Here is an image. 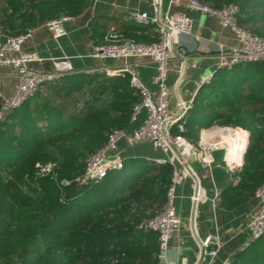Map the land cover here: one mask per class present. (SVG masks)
<instances>
[{
    "label": "trees",
    "instance_id": "trees-1",
    "mask_svg": "<svg viewBox=\"0 0 264 264\" xmlns=\"http://www.w3.org/2000/svg\"><path fill=\"white\" fill-rule=\"evenodd\" d=\"M198 1L215 9L235 5V21L264 37V0ZM89 6V0H0V27L19 36ZM110 29L100 31L96 46ZM116 29L143 44L159 36L154 25ZM130 79L128 73L68 72L0 117V264L159 263L158 234L139 226L167 202L173 166L127 158L97 181L79 180L89 156L133 122L142 98ZM184 124V132L177 126L172 132L196 143L217 126L248 132L237 183L223 192L221 205L233 210L255 197L264 183V61L218 70L199 88ZM48 164L52 170L40 173L38 165ZM231 264H264V234Z\"/></svg>",
    "mask_w": 264,
    "mask_h": 264
},
{
    "label": "built area",
    "instance_id": "built-area-1",
    "mask_svg": "<svg viewBox=\"0 0 264 264\" xmlns=\"http://www.w3.org/2000/svg\"><path fill=\"white\" fill-rule=\"evenodd\" d=\"M154 16L146 12H135L133 18L136 23L148 26L154 25L159 32L158 40L152 44L138 43L126 38L116 27H111L104 37L103 44L95 46L93 57L98 59H124L129 58H148L157 66V74L154 77V83L158 86V92L150 90L140 79L138 74L129 64L116 69L106 70L108 76H115L119 73H128L131 76V85L137 89L141 95V102L135 105L133 120L145 112L146 117L143 124L135 131L128 133L126 130H115L109 137L108 142L103 148L89 156L86 165V171L80 182L86 184L89 181H97L107 175L108 172L119 170L124 165V158L116 154L118 144L124 140L128 146H135L141 142L150 141L165 154V158L153 160V165L161 167L171 165L174 168V177L167 193V202L156 211L155 215L142 223L139 227L154 231L158 234L160 253L158 255V264H175L168 259L169 243L174 232L178 228L181 218L175 206V190L181 177L178 173V166L182 165L193 157H198L204 167H212L215 159L214 153L226 150L225 164L233 171H239L244 164V154L248 146V132L245 131V139L239 144L238 150L240 156L229 163L227 149L223 145V138L214 135L206 143L204 132L213 129L222 131L238 128L229 126H217L212 129L201 132V141L197 143L189 140L185 136L174 134L173 128L184 132V118L187 112L193 107L196 94L185 101L181 98L179 85L176 89V111L171 110V91L167 85L168 65L175 53V46L180 44L181 36L191 32L192 19L189 15L181 11L174 10L177 6H185L190 10H201L215 16L224 27H230L237 39L236 46H225L219 43L218 48V70L231 68L239 63L264 61V37L253 33L248 26L239 25L235 21L237 7L228 4L221 9H215L211 5L201 4L198 0H169L167 10L163 9V0H152ZM73 16H65L50 20L44 24L59 38L66 34L63 24L74 19ZM31 31L19 36H7L0 27V67H11L16 69L18 86L16 92L10 97H3L1 100L2 108L0 117L8 110L19 107L23 102L29 99L37 89L45 83L60 79L64 74L72 72V66L67 59H59L54 62L53 71H37L31 67V63L38 60L37 56L31 52L23 50V44ZM215 73L204 78L199 88L204 84H209L214 78ZM179 83V82H178ZM177 83V84H178ZM243 130V129H242ZM189 165V164H188ZM40 173H48L53 165H38ZM190 174V173H189ZM191 175V174H190ZM65 183V182H64ZM201 191L194 200L198 202L201 199ZM255 197L258 199V208L251 215L248 229L251 233V240H256L264 234V183L258 187ZM220 200V194L216 193L213 198V205ZM217 244V248L210 249L212 243ZM205 255L213 261L220 248V240L208 238L204 241ZM225 264H231L226 262Z\"/></svg>",
    "mask_w": 264,
    "mask_h": 264
},
{
    "label": "crops",
    "instance_id": "crops-1",
    "mask_svg": "<svg viewBox=\"0 0 264 264\" xmlns=\"http://www.w3.org/2000/svg\"><path fill=\"white\" fill-rule=\"evenodd\" d=\"M89 1L90 6L83 14L63 24L65 35L55 38L52 31L44 25L31 31L30 37L23 44L25 52H31L38 58L30 64L31 67L37 71L49 72L54 70L56 60L67 59L72 66V72L93 73L113 70L129 64L150 90L158 92V86L154 83L157 66L150 59H98L92 56L100 40L101 30L106 31L110 27L121 29L124 25L146 27L136 23L133 15L139 11L154 16L152 0ZM168 1L163 0L164 11L167 10ZM174 10L189 15L192 19V27L190 33L181 36L180 44L175 46L174 56L168 65L167 85L171 91L172 111L177 109L175 92L177 85L181 98L188 101L198 92L201 81L218 71L219 43L228 47L238 44L234 31L230 27L222 26L215 16L201 10H190L185 6H177ZM93 23L96 24L99 34L93 35L91 27ZM17 86L16 69L0 67V96H12ZM145 117V112L139 114L126 131L131 133L138 129ZM228 153L230 155V151ZM116 154L124 159L153 161L165 158L162 150L150 141L128 146L124 140H121ZM214 159L211 169L204 167L196 156L191 158L188 164L201 184V199L198 202L195 220L197 234L203 242L208 238L218 237L219 251L212 262L207 254L203 259L201 258L200 242L192 228L196 184L188 170L180 165L178 173L181 182L176 186L175 206L181 222L170 240L168 251V259L175 264H225L232 261L233 256L251 241L248 224L251 215L258 208V199L252 197L233 210L223 208L221 196L237 183L238 178L226 164L216 162L215 155ZM216 193L220 194V200L213 205ZM215 248L217 244L214 242L210 249Z\"/></svg>",
    "mask_w": 264,
    "mask_h": 264
},
{
    "label": "bare ground",
    "instance_id": "bare-ground-1",
    "mask_svg": "<svg viewBox=\"0 0 264 264\" xmlns=\"http://www.w3.org/2000/svg\"><path fill=\"white\" fill-rule=\"evenodd\" d=\"M214 135H219L220 137L223 138V143L227 142L228 143V149L230 151V155L229 153H227L228 158H229V163L233 164V160L235 158H237L240 153L238 150V146L239 144L245 139V133L242 136L238 130L232 131V130H228V131H222L220 129H213L210 131H206V133L204 132V140L207 143L208 140L210 138H212Z\"/></svg>",
    "mask_w": 264,
    "mask_h": 264
},
{
    "label": "water",
    "instance_id": "water-1",
    "mask_svg": "<svg viewBox=\"0 0 264 264\" xmlns=\"http://www.w3.org/2000/svg\"><path fill=\"white\" fill-rule=\"evenodd\" d=\"M248 138H249V136H248ZM178 157L181 160L182 165L188 170V172L191 174L192 178L194 179L195 184H196L195 195L198 196L199 193H200V190H201V184H200L199 178L197 177V175L195 174V172L193 171V169L191 168V166L188 165L187 163H185L183 161V159L180 157V154H178ZM197 211H198V201L197 200H194L193 209H192V228H193V231H194L197 239L200 242L201 258L203 259L205 257V245H204V242L199 238V236L197 234V230H196L195 220H196Z\"/></svg>",
    "mask_w": 264,
    "mask_h": 264
},
{
    "label": "rangeland",
    "instance_id": "rangeland-1",
    "mask_svg": "<svg viewBox=\"0 0 264 264\" xmlns=\"http://www.w3.org/2000/svg\"><path fill=\"white\" fill-rule=\"evenodd\" d=\"M167 2V0H166ZM237 130V129H236ZM244 130V129H243ZM244 135V133L242 134V136ZM201 141V138L200 140ZM223 145L226 147L227 149V153L229 152V149H228V143L227 142H224ZM225 153H226V150H221L219 152H215L214 155L216 156V162H219V163H223L225 164Z\"/></svg>",
    "mask_w": 264,
    "mask_h": 264
}]
</instances>
